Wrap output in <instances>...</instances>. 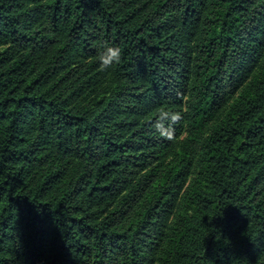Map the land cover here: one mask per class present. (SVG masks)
<instances>
[{
  "label": "trees",
  "instance_id": "obj_1",
  "mask_svg": "<svg viewBox=\"0 0 264 264\" xmlns=\"http://www.w3.org/2000/svg\"><path fill=\"white\" fill-rule=\"evenodd\" d=\"M261 170L264 0H0V264H264Z\"/></svg>",
  "mask_w": 264,
  "mask_h": 264
},
{
  "label": "rangeland",
  "instance_id": "obj_2",
  "mask_svg": "<svg viewBox=\"0 0 264 264\" xmlns=\"http://www.w3.org/2000/svg\"><path fill=\"white\" fill-rule=\"evenodd\" d=\"M40 18V15H31L27 19V22L29 23V25H35L38 23ZM240 92L241 89H235L234 84L227 86L224 91V94L226 93L227 96L224 97L221 101L218 114H226L229 110H231V107L241 95ZM207 131L208 129L201 134L192 135L187 130V127L183 125L180 128V132L175 137H173L166 146H164L160 151L157 152V156L153 159L150 165V167H152L151 179L145 184L141 192V197H139L140 202L146 201V199L149 197L148 192L151 191L152 187L159 182V178L170 170L173 164H178V167L181 168L183 164L180 163V161H185L186 159H188L190 163L192 162V159H194V156L198 151V146L201 140L207 134ZM195 171L196 169L193 165V167L190 169L191 174L185 181V187L189 184L191 179L195 177ZM255 177L256 178L254 179L256 182L253 190L259 193L264 188V173H262V170Z\"/></svg>",
  "mask_w": 264,
  "mask_h": 264
},
{
  "label": "clouds",
  "instance_id": "obj_3",
  "mask_svg": "<svg viewBox=\"0 0 264 264\" xmlns=\"http://www.w3.org/2000/svg\"><path fill=\"white\" fill-rule=\"evenodd\" d=\"M98 52V60L104 66L108 67L114 62L120 59V49L115 46H109L106 43H102Z\"/></svg>",
  "mask_w": 264,
  "mask_h": 264
}]
</instances>
